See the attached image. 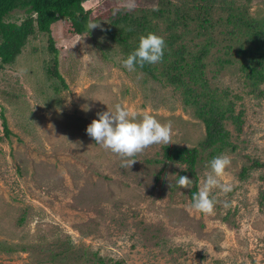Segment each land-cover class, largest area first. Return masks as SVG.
<instances>
[{"label": "rangeland", "instance_id": "obj_1", "mask_svg": "<svg viewBox=\"0 0 264 264\" xmlns=\"http://www.w3.org/2000/svg\"><path fill=\"white\" fill-rule=\"evenodd\" d=\"M121 3L84 0L99 27L75 34L60 19L50 35L35 32L15 61L0 67V136L1 114L10 130L0 140V264H264V94L247 93L234 65L216 72L212 61L207 68L211 85L239 96L235 110L243 120L240 130L226 124L234 149L221 153L231 158L221 182L232 191L213 190L212 215L194 210L189 189L177 184L179 176L196 177L199 190L214 158L208 150L194 177L181 175L184 165L149 161L160 159L166 144L146 148L128 168L87 135L97 113L116 104L137 119L148 113L171 121V145L196 146L205 133L178 90L123 66L104 32L108 10ZM250 11L264 13V1ZM25 16L15 9L6 20ZM49 37L62 81L47 73L54 62Z\"/></svg>", "mask_w": 264, "mask_h": 264}, {"label": "trees", "instance_id": "obj_2", "mask_svg": "<svg viewBox=\"0 0 264 264\" xmlns=\"http://www.w3.org/2000/svg\"><path fill=\"white\" fill-rule=\"evenodd\" d=\"M83 1L0 0V67L13 63L35 32L50 35L51 26L60 19H65L75 34L89 33L91 12ZM254 1L264 0H158L157 11L136 7L113 15L117 7L108 10L104 32L119 47L123 59L138 47L141 35L152 32L164 38L162 61L136 70L178 90L183 106L204 125V136L196 146L162 145L161 158L149 161L184 165L181 175L188 170L195 177V166L203 151L215 157L229 146L234 149L226 124L230 122L240 130L242 111L236 113L234 100L239 96L211 85L207 68L212 61L217 65L216 72L234 65L247 93L257 97L264 94V13L250 11ZM15 9H24L25 18L20 22L6 20ZM48 49L54 52V62L47 73L62 81L56 68L57 48L50 37ZM1 118L0 140L10 133L2 114ZM244 171L245 167L241 169ZM196 179L189 189L191 199L197 192Z\"/></svg>", "mask_w": 264, "mask_h": 264}, {"label": "clouds", "instance_id": "obj_3", "mask_svg": "<svg viewBox=\"0 0 264 264\" xmlns=\"http://www.w3.org/2000/svg\"><path fill=\"white\" fill-rule=\"evenodd\" d=\"M137 7L136 0H122V3L113 10V15L121 9L133 11ZM158 10V5L153 6V11ZM88 31L99 27V23H89ZM77 40L72 44L73 47ZM165 40L162 36L152 32L141 35L138 47L129 53L123 60V66L129 71H136L137 67L143 68L145 64H156L162 61L164 56ZM98 119H93L86 128V133L96 144L110 150L126 160L128 168L137 161L131 159L142 153L146 148L154 144H173V125L171 121L161 123L153 115L145 113L137 119V113L129 111L120 104L113 109L97 113ZM63 137V136H62ZM65 138V137H64ZM73 145L79 147L80 142ZM231 165V158L227 154L215 156L210 162V171L206 173L202 186L193 194L191 207L203 214L212 215L217 203L212 195L214 189H219L224 194L232 191L230 183H222L226 169ZM177 184L180 188L191 189L194 181L187 176H179ZM225 203V207H227Z\"/></svg>", "mask_w": 264, "mask_h": 264}]
</instances>
